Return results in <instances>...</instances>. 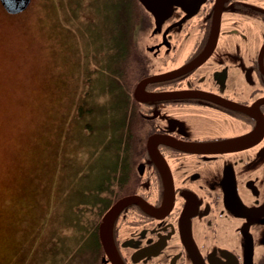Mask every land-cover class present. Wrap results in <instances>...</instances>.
I'll list each match as a JSON object with an SVG mask.
<instances>
[{
  "label": "flooded vegetation",
  "instance_id": "1",
  "mask_svg": "<svg viewBox=\"0 0 264 264\" xmlns=\"http://www.w3.org/2000/svg\"><path fill=\"white\" fill-rule=\"evenodd\" d=\"M136 1L130 172L91 226L96 264H262L264 0ZM127 196L109 253L100 221Z\"/></svg>",
  "mask_w": 264,
  "mask_h": 264
},
{
  "label": "rangeland",
  "instance_id": "2",
  "mask_svg": "<svg viewBox=\"0 0 264 264\" xmlns=\"http://www.w3.org/2000/svg\"><path fill=\"white\" fill-rule=\"evenodd\" d=\"M137 6L0 2V264H96L91 226L129 161Z\"/></svg>",
  "mask_w": 264,
  "mask_h": 264
},
{
  "label": "water",
  "instance_id": "3",
  "mask_svg": "<svg viewBox=\"0 0 264 264\" xmlns=\"http://www.w3.org/2000/svg\"><path fill=\"white\" fill-rule=\"evenodd\" d=\"M4 8L12 14L19 13L24 11L32 2V0H0ZM144 5L149 8L153 9L149 2L152 0H141ZM151 78H148L147 80H150ZM142 85L139 84L134 91V94L137 98H140L142 94ZM232 141L223 142V143H231ZM149 143H152V137L149 139ZM135 196H127L124 198H121L118 200L113 206H111L102 216V219L100 221L99 225V234L101 242L104 246V248L110 253L111 248L114 247V241H113V222L117 216V214L120 212V210L129 202L136 201ZM144 207L147 210L151 211V208L144 205ZM111 255V254H110ZM252 264V263H251Z\"/></svg>",
  "mask_w": 264,
  "mask_h": 264
},
{
  "label": "trees",
  "instance_id": "4",
  "mask_svg": "<svg viewBox=\"0 0 264 264\" xmlns=\"http://www.w3.org/2000/svg\"><path fill=\"white\" fill-rule=\"evenodd\" d=\"M132 48H133V42H132ZM127 51H129V48H127ZM128 68V67H127ZM127 68H125L126 69V72H127ZM132 68V67H131ZM125 71V70H124ZM121 79H125L124 80V82L122 83V81H120V82H118V86L121 88V91H122V93L124 92V89H125V81H126V77H124L123 75H122V77H121ZM122 86V87H121ZM123 95V94H122ZM132 121V119H130V122ZM126 169V168H125ZM127 171H129L130 172V166H128L127 167V169H126ZM125 170V171H126Z\"/></svg>",
  "mask_w": 264,
  "mask_h": 264
}]
</instances>
